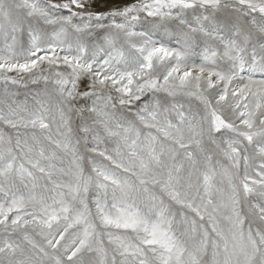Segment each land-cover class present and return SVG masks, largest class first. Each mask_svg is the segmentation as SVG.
<instances>
[{"label": "snow or ice", "instance_id": "6c2138e0", "mask_svg": "<svg viewBox=\"0 0 264 264\" xmlns=\"http://www.w3.org/2000/svg\"><path fill=\"white\" fill-rule=\"evenodd\" d=\"M0 264H264V0H0Z\"/></svg>", "mask_w": 264, "mask_h": 264}]
</instances>
